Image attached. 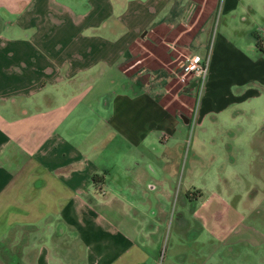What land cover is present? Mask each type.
<instances>
[{"label": "crops", "instance_id": "0c3cea01", "mask_svg": "<svg viewBox=\"0 0 264 264\" xmlns=\"http://www.w3.org/2000/svg\"><path fill=\"white\" fill-rule=\"evenodd\" d=\"M216 14L198 121L244 109L257 127L264 0H0V264H152L145 208L189 122L171 63Z\"/></svg>", "mask_w": 264, "mask_h": 264}, {"label": "rangeland", "instance_id": "374dc122", "mask_svg": "<svg viewBox=\"0 0 264 264\" xmlns=\"http://www.w3.org/2000/svg\"><path fill=\"white\" fill-rule=\"evenodd\" d=\"M217 16L206 42L195 48L207 61ZM177 62L171 63L175 71ZM206 79V73L201 83L190 74L183 80L174 74L166 92L165 98L175 100L189 122L177 147L172 187L145 208L149 224L144 227L155 229L152 264H264L263 241L235 240L242 233L258 239L264 234V144L259 142L264 121L253 127L250 112L241 109L224 115V121L204 116L199 123Z\"/></svg>", "mask_w": 264, "mask_h": 264}, {"label": "built area", "instance_id": "2783aa9c", "mask_svg": "<svg viewBox=\"0 0 264 264\" xmlns=\"http://www.w3.org/2000/svg\"><path fill=\"white\" fill-rule=\"evenodd\" d=\"M177 63L179 69L177 71L174 70V74L178 77V79L183 80L185 75L190 74L196 77L197 83H201L207 69V58L191 53L187 54L184 60L181 59ZM198 86L199 84L197 85V88Z\"/></svg>", "mask_w": 264, "mask_h": 264}, {"label": "trees", "instance_id": "16d2710c", "mask_svg": "<svg viewBox=\"0 0 264 264\" xmlns=\"http://www.w3.org/2000/svg\"><path fill=\"white\" fill-rule=\"evenodd\" d=\"M95 176H96V175L93 176L94 179H96Z\"/></svg>", "mask_w": 264, "mask_h": 264}]
</instances>
